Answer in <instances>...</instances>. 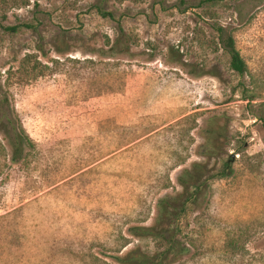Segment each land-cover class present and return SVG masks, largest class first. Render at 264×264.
<instances>
[{"label": "rangeland", "instance_id": "obj_1", "mask_svg": "<svg viewBox=\"0 0 264 264\" xmlns=\"http://www.w3.org/2000/svg\"><path fill=\"white\" fill-rule=\"evenodd\" d=\"M39 2L51 15L0 0V86L32 142L12 166L0 135V264H111L150 247L127 229L150 226L157 199L180 191L213 116L227 123L234 172L182 217L189 252L174 264H264V0ZM118 22L130 58L86 52L105 48ZM18 23L38 30H5ZM218 24L232 30L245 77L229 69ZM63 32L73 37L59 55Z\"/></svg>", "mask_w": 264, "mask_h": 264}, {"label": "trees", "instance_id": "obj_2", "mask_svg": "<svg viewBox=\"0 0 264 264\" xmlns=\"http://www.w3.org/2000/svg\"><path fill=\"white\" fill-rule=\"evenodd\" d=\"M40 0H34L36 13L51 15L41 8ZM206 2L212 0H203ZM97 12L105 16H113L112 13L104 12L100 7H96ZM39 23H18L5 27L9 33H17L26 30L36 33ZM212 29L217 35L222 50L228 56L229 69L239 77L248 74V66L236 48L232 30L218 24L213 25ZM67 33V32H66ZM72 35L58 36L55 40L54 51L59 54H67L70 49L62 47L60 40H72ZM62 38V39H61ZM75 39L82 40L83 37L76 35ZM74 40V39H73ZM66 43V42H63ZM133 39L126 33L120 22L117 25V32L113 39L106 37L105 48L91 49L86 51L99 57H107L114 60L130 58L132 56ZM40 52L43 47L38 44ZM179 54V49L173 46L167 47L166 55ZM45 56V55H44ZM178 62H182L181 60ZM221 117H210L206 121L204 130V142L199 147L201 161L195 162L190 168L183 169L177 177L180 188L175 194H167L159 197L156 202V211L153 223L150 226L134 225L127 229V234L132 239L148 241L150 247L143 248L135 245L125 253L118 251L111 257V264H174L182 259L189 249L181 237V219L189 210H199L207 202L211 183L218 179L230 177L234 169L233 161L230 158L224 159L227 154L224 139L227 135V123H218ZM264 122V116L261 118ZM0 135L4 141L5 152L8 163L18 166L27 160L31 151L32 142L22 124L20 123L15 109L12 106L8 91L0 86ZM212 160L218 161L220 166H211ZM215 165V163H214ZM129 242L125 240L122 248ZM103 264H110L103 261Z\"/></svg>", "mask_w": 264, "mask_h": 264}]
</instances>
